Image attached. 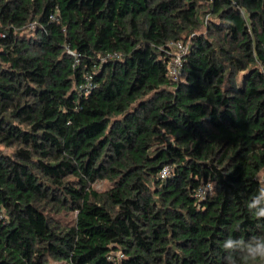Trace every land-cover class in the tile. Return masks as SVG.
Wrapping results in <instances>:
<instances>
[{"label": "trees", "instance_id": "obj_1", "mask_svg": "<svg viewBox=\"0 0 264 264\" xmlns=\"http://www.w3.org/2000/svg\"><path fill=\"white\" fill-rule=\"evenodd\" d=\"M263 169L264 0H0V264H224Z\"/></svg>", "mask_w": 264, "mask_h": 264}, {"label": "clouds", "instance_id": "obj_2", "mask_svg": "<svg viewBox=\"0 0 264 264\" xmlns=\"http://www.w3.org/2000/svg\"><path fill=\"white\" fill-rule=\"evenodd\" d=\"M215 189V183L209 182L206 190ZM247 209L257 219H264V183H261L257 193L247 202ZM226 253L224 264H264V235H253L247 239L228 236L222 242Z\"/></svg>", "mask_w": 264, "mask_h": 264}, {"label": "built area", "instance_id": "obj_3", "mask_svg": "<svg viewBox=\"0 0 264 264\" xmlns=\"http://www.w3.org/2000/svg\"><path fill=\"white\" fill-rule=\"evenodd\" d=\"M171 46L173 48V54L169 62L168 72L171 78H173L174 80H178L180 78V74L183 68L184 58L189 49H188V45L185 44L183 41L172 42ZM92 86H93L92 76L87 74L86 81L82 87L85 89V92H88ZM171 173H172L171 166L166 164L162 167L159 175L162 179H166L171 175ZM207 184H203L198 188L197 190L198 196L204 197L209 193L206 190ZM2 217H3V214L2 212H0V219ZM122 256H123V253L119 252L118 257L122 258Z\"/></svg>", "mask_w": 264, "mask_h": 264}, {"label": "rangeland", "instance_id": "obj_4", "mask_svg": "<svg viewBox=\"0 0 264 264\" xmlns=\"http://www.w3.org/2000/svg\"><path fill=\"white\" fill-rule=\"evenodd\" d=\"M188 45V44H187ZM261 180L263 181L264 183V169L260 172L259 174ZM110 186V183L108 182V180L106 179H103V180H99L97 181L95 184H94V187L96 189H98L99 191H104V190H107ZM213 192V191H211ZM54 264H64V263H61V262H54Z\"/></svg>", "mask_w": 264, "mask_h": 264}]
</instances>
